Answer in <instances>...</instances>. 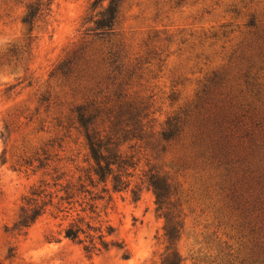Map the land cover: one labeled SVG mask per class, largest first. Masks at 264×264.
I'll list each match as a JSON object with an SVG mask.
<instances>
[{"label":"rangeland","instance_id":"374dc122","mask_svg":"<svg viewBox=\"0 0 264 264\" xmlns=\"http://www.w3.org/2000/svg\"><path fill=\"white\" fill-rule=\"evenodd\" d=\"M91 1L52 0L48 25L35 30L34 39L27 42L19 23L22 8L0 0V264H160L166 246L163 219L155 213L151 190L140 184L148 170L175 191L170 202L176 200L180 213L181 229L174 244L180 264H251L264 243L260 225L229 200L230 183L221 170L180 142L153 141L145 151L135 146L131 153L137 163L129 170L125 191L111 193L107 184L108 193L100 194L99 184L92 195L102 199H79L64 221L47 212L24 236L10 231L30 187L40 180L49 182L54 170L74 180L91 164L69 110L87 98V89L112 88L105 77L111 79L115 72L103 64L100 72L83 78L49 76L82 43L92 49L108 45L107 40L82 35L81 19ZM250 16L263 30L264 0L122 1L116 36L109 43H122L128 54L114 66L138 68L130 86L151 103L155 131L193 99L204 78L227 68L230 54H237L249 38L252 29L244 24ZM223 31L232 33L221 36ZM146 42L154 57L145 56ZM230 69L229 75H235V67ZM254 85L261 89L264 111V68ZM36 160L46 167L37 169ZM134 189L139 190L135 201L130 193ZM75 218H83L103 235L106 226L112 227L113 233L104 238L111 243L108 249L86 254L82 245L63 239L61 230Z\"/></svg>","mask_w":264,"mask_h":264},{"label":"trees","instance_id":"16d2710c","mask_svg":"<svg viewBox=\"0 0 264 264\" xmlns=\"http://www.w3.org/2000/svg\"><path fill=\"white\" fill-rule=\"evenodd\" d=\"M9 1L22 8L19 23L27 42L32 41L33 32L48 25L52 0ZM122 1L90 2L81 19L82 35L99 42L107 40L108 45L92 49L82 43L73 48L49 75L65 78L74 74L83 78L100 72L103 64L112 68L110 73L115 72L111 79L108 75L105 77L112 88H95V92L87 89L90 93L87 98L69 110L91 164L74 180L54 170L49 182L40 180L30 187L22 197V206L10 231L24 236L26 230L47 212L52 219L60 217L59 221H64L79 199L88 196L89 201L101 200L100 194L108 193L107 184L111 193L125 191L131 177L129 170H134L137 163L132 150L135 146L144 151L151 149L152 142L158 141L161 144L180 142L221 170L224 180L230 183L229 200L241 214L252 218L254 224L258 223L259 232L264 235V111L261 110V89L254 85L257 73L264 68V29L257 27L250 16L244 24L245 28L252 29L247 32L249 38L238 48L237 54H234L236 51L230 54L227 68L212 71L201 82L193 99L167 116L155 131L151 103L139 97L130 86L131 75L138 68L114 66L116 62L126 60L128 54L122 43H109L116 36L114 29ZM226 33L232 31H223L220 35ZM215 36L211 35L212 38ZM142 47L146 57L155 56L147 42ZM232 66L236 70L233 76L229 75ZM160 150H164L162 145ZM36 161L37 169L46 167ZM23 165L30 166L28 162ZM99 184L102 185L100 194L92 195ZM140 184L151 190L155 213L163 219L166 246L160 264H180L174 249L181 229L180 213L176 200L170 202L175 191L166 179L152 170L143 175ZM137 192L136 189L130 191L134 201ZM90 208L93 207H89L92 212ZM104 232L103 235L100 229L92 230L83 218H75L61 230V235L63 239L82 245L84 253L92 254L106 251L111 245L104 238L113 233V228L106 226ZM90 233L97 236L94 238ZM122 257L126 259L124 253ZM251 264H264V243Z\"/></svg>","mask_w":264,"mask_h":264}]
</instances>
